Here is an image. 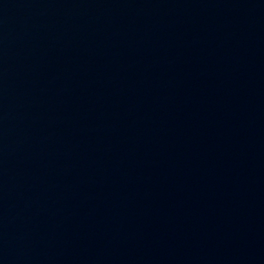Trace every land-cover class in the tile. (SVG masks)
I'll use <instances>...</instances> for the list:
<instances>
[{
	"label": "water",
	"instance_id": "water-1",
	"mask_svg": "<svg viewBox=\"0 0 264 264\" xmlns=\"http://www.w3.org/2000/svg\"><path fill=\"white\" fill-rule=\"evenodd\" d=\"M0 264H264V0H0Z\"/></svg>",
	"mask_w": 264,
	"mask_h": 264
}]
</instances>
